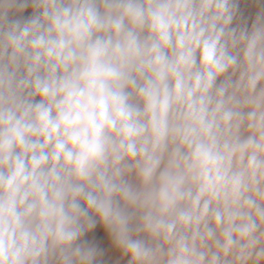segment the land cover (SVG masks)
<instances>
[{"label": "clouds", "instance_id": "obj_1", "mask_svg": "<svg viewBox=\"0 0 264 264\" xmlns=\"http://www.w3.org/2000/svg\"><path fill=\"white\" fill-rule=\"evenodd\" d=\"M0 264H264V0H0Z\"/></svg>", "mask_w": 264, "mask_h": 264}]
</instances>
